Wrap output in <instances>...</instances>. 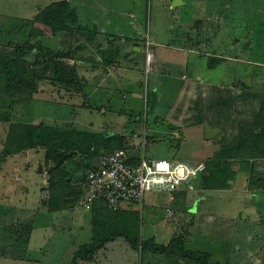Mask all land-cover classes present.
Instances as JSON below:
<instances>
[{
    "label": "rangeland",
    "instance_id": "374dc122",
    "mask_svg": "<svg viewBox=\"0 0 264 264\" xmlns=\"http://www.w3.org/2000/svg\"><path fill=\"white\" fill-rule=\"evenodd\" d=\"M59 1L69 2L77 12V24L85 28L106 18L100 25L110 30L116 20L124 31L127 15L134 12L139 39L149 16L154 41L173 45L198 41L206 55L197 62L190 59V69L174 66L169 74L147 75L140 56L133 73L140 80L139 89L123 85L90 93L85 75L91 63L85 58L98 54L85 50L88 32L52 35L49 28L33 22L38 12ZM25 44L33 49L21 57L28 72L46 71L36 79L37 89L30 98L27 91L12 96L0 86V117L7 115L9 122L105 133L133 145L145 135L144 154L151 160L205 163L223 145L228 148L235 172L229 182L232 191H204L198 179L190 183V191L183 183L172 196L184 204H169L170 217L165 213L166 197L160 193H147L140 204H121L120 220L129 238L166 245L197 213L193 228L185 234V250L207 254L209 264H264V192L258 195L260 200L251 195L259 191L247 188L252 168L248 172L246 167L253 164V169L264 170V158L255 157L252 141L243 137L263 109L259 101L264 98V0H187L186 6L176 9H168L164 0H0V57H13L16 47ZM37 50L69 51L71 59L65 63L74 67L82 83L75 87L55 83L51 70L34 63L32 54ZM212 59L219 62L213 64ZM8 126L0 121V264H71L74 251L90 242L92 209L49 211L45 150L5 156ZM209 127L220 132L206 140ZM260 149L258 154H263ZM106 151L100 148L98 155ZM82 156L77 152L74 162L85 163ZM66 166L72 172L70 180L77 181L75 164ZM146 246L136 250L119 238L80 264H193Z\"/></svg>",
    "mask_w": 264,
    "mask_h": 264
},
{
    "label": "trees",
    "instance_id": "16d2710c",
    "mask_svg": "<svg viewBox=\"0 0 264 264\" xmlns=\"http://www.w3.org/2000/svg\"><path fill=\"white\" fill-rule=\"evenodd\" d=\"M34 23L41 24L50 29L52 35L60 32L73 34L74 30L85 31V27L78 23L77 12L67 1L52 3L38 12L33 20ZM25 32V31H24ZM259 33V30H258ZM260 44V43H258ZM257 45V44H256ZM33 49L25 44L17 46L14 56L0 57V86L5 87L12 96L22 95L27 91V97L36 91V79H41L44 72L30 74L26 69L25 62L21 57L31 52ZM34 57V63L44 65L45 69L52 72V80L66 87H75L82 83L77 71L71 65L65 63L70 58L69 51H58L52 53V50L42 53L37 50ZM211 60V59H210ZM213 64L219 60L212 59ZM43 73V74H42ZM243 87L246 88L245 85ZM26 94V93H25ZM11 96V97H12ZM240 99L241 94L236 95ZM239 97V98H238ZM244 97V96H243ZM235 104H239L237 101ZM259 114L256 120L247 127L248 131L244 138L252 141V150L255 157L264 158V98L260 99ZM262 121L257 123L258 121ZM0 121L9 123L7 138L3 144L4 155H14L16 153L34 148L45 150V163L48 166L47 186L44 190L49 193L48 208L49 211H61L68 208H74L82 195L85 177L90 165L88 160L99 156L98 151L104 148L108 151L121 149L126 146L121 137L105 136V133L87 134L75 130L54 128L42 124H24L21 122H9L8 116H1ZM240 135V134H239ZM261 144V145H260ZM221 147L208 162H205V170L199 176L198 186L205 191L227 190L229 182L234 179L235 172L232 170V163L228 157V148ZM259 147L263 154H258ZM77 152L82 153L85 163L79 159L74 162ZM220 153V154H219ZM72 162L77 169L78 180H70L72 172L67 170V164ZM248 164V163H247ZM247 170L252 168L248 174L247 188L250 191L264 192V170L253 169V164H248ZM255 172V173H252ZM76 173V172H75ZM94 217L92 219V236L90 242L80 245L74 251L71 264H80L93 258L96 252L102 250L106 244L119 238L123 239L129 246L136 250H144L149 246L160 254L176 257L177 259H188L193 264H209V256L203 252H192L184 249L185 235L183 231L179 232L166 245H154L152 240L146 243L139 242L137 239H131L125 233L124 223L120 220L124 213L120 208H110L99 202L92 206ZM146 246V247H145Z\"/></svg>",
    "mask_w": 264,
    "mask_h": 264
},
{
    "label": "built area",
    "instance_id": "2783aa9c",
    "mask_svg": "<svg viewBox=\"0 0 264 264\" xmlns=\"http://www.w3.org/2000/svg\"><path fill=\"white\" fill-rule=\"evenodd\" d=\"M142 51L145 60V74L155 71L156 44L151 35V23L146 17L141 27ZM146 80V79H145ZM146 82H144L145 84ZM177 133H175L176 135ZM138 144H126L124 148L101 153L90 165L85 177L82 195L76 207L90 210L95 203H103L110 208L121 204H140L147 193L155 192L166 197V205L173 199L172 194L186 183L199 178L205 164H190L167 159L151 160L145 157V135ZM167 217L172 212L166 209Z\"/></svg>",
    "mask_w": 264,
    "mask_h": 264
},
{
    "label": "crops",
    "instance_id": "0c3cea01",
    "mask_svg": "<svg viewBox=\"0 0 264 264\" xmlns=\"http://www.w3.org/2000/svg\"><path fill=\"white\" fill-rule=\"evenodd\" d=\"M164 1L167 3L168 9L184 7L187 4V0ZM101 13V15H104L103 12ZM105 19L103 18L99 23H95L92 28H85L86 32H88V37L85 41L87 43L85 50L87 53H89L91 50V52L98 54L96 57L93 54H90L85 58L86 62L91 63L88 67L87 75H85V86L89 87L90 93H96L100 90L114 91L117 89V87L123 85H126L129 88H134L135 85V87L139 89L140 80L137 79L136 76H133V73H135L137 69L136 58L140 56L144 58V54L142 51V42L138 37L139 24L138 20L136 19V15L134 12H130L127 15V27L124 29V31H122V29L125 26L121 25L122 23L120 22H116V20L110 30H108L107 27L100 25V23ZM105 23L108 25V27L111 25V21L109 20ZM88 30H91V32ZM125 31L126 33L124 34ZM154 43L157 45L156 48H159L158 51L157 49L155 50V72L157 71L163 74H169L172 72L174 66L181 69L184 68V66L188 68V62L190 59L193 62H197L198 60H201L204 55H206L199 47L198 41H195L192 44H190L191 41H188V43H182L183 45L158 43L156 41H154ZM92 46L93 49L91 48ZM107 53L110 56H107ZM207 56L211 55L207 54ZM120 113L121 112L116 109L115 114L119 115ZM209 128L218 130V134L220 132V130L217 128ZM202 160L203 159L199 160L197 163L203 162ZM231 187L232 186H230V189L226 191H232ZM257 193L258 192H252L251 195L257 197L263 192ZM256 199L260 200V197L258 196ZM173 202L175 205L184 204L183 200L176 197L172 199L170 204ZM168 205H166V209H169ZM166 209L165 213L167 215ZM197 215L198 214L195 213L189 224L183 225L187 232L193 228ZM183 226H181V229ZM181 229L179 231L182 232L183 230ZM185 234L186 233H184V235Z\"/></svg>",
    "mask_w": 264,
    "mask_h": 264
},
{
    "label": "water",
    "instance_id": "95a60500",
    "mask_svg": "<svg viewBox=\"0 0 264 264\" xmlns=\"http://www.w3.org/2000/svg\"><path fill=\"white\" fill-rule=\"evenodd\" d=\"M218 134V130L215 129H211V128H206V134H205V138L206 140H211L213 139L216 135ZM105 136H107V134H105ZM184 231V233L188 234V232L186 231V229H181Z\"/></svg>",
    "mask_w": 264,
    "mask_h": 264
}]
</instances>
